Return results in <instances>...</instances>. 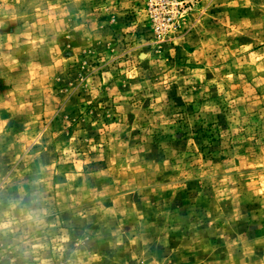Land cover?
Wrapping results in <instances>:
<instances>
[{
	"label": "rangeland",
	"instance_id": "obj_1",
	"mask_svg": "<svg viewBox=\"0 0 264 264\" xmlns=\"http://www.w3.org/2000/svg\"><path fill=\"white\" fill-rule=\"evenodd\" d=\"M0 264H264V0H0Z\"/></svg>",
	"mask_w": 264,
	"mask_h": 264
}]
</instances>
